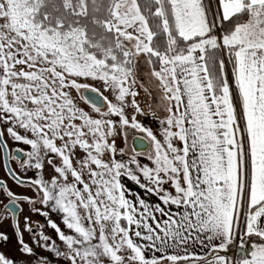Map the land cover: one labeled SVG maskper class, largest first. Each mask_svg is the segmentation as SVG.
Here are the masks:
<instances>
[{"label": "snow or ice", "instance_id": "6c2138e0", "mask_svg": "<svg viewBox=\"0 0 264 264\" xmlns=\"http://www.w3.org/2000/svg\"><path fill=\"white\" fill-rule=\"evenodd\" d=\"M0 154V264H264V0H0Z\"/></svg>", "mask_w": 264, "mask_h": 264}, {"label": "rangeland", "instance_id": "374dc122", "mask_svg": "<svg viewBox=\"0 0 264 264\" xmlns=\"http://www.w3.org/2000/svg\"><path fill=\"white\" fill-rule=\"evenodd\" d=\"M141 100H143V97H141ZM10 146L14 147L15 145H11V142H10ZM20 147H24V146L20 145ZM129 147H131L130 142H129ZM0 163H2V155L1 154H0ZM12 167L15 168V167H17V165L15 163H13ZM29 175H31V173H29ZM0 177L8 179V183L10 185H12V181L5 176V173H4V171L2 169H0ZM13 191H17L18 192V191H21V189L13 186ZM5 202H6V200L4 198L0 197V216H3V215L6 214L5 212H3V204ZM0 227H4V228L7 229L8 225H7V223H5L3 225H0ZM8 231H9V235L11 236V230L8 229ZM0 250L5 251L9 255H15L16 253H15V240H14V238L11 239L7 245H4V244L0 243Z\"/></svg>", "mask_w": 264, "mask_h": 264}, {"label": "flooded vegetation", "instance_id": "af4514ba", "mask_svg": "<svg viewBox=\"0 0 264 264\" xmlns=\"http://www.w3.org/2000/svg\"><path fill=\"white\" fill-rule=\"evenodd\" d=\"M130 145H131V140H130ZM1 155H2V154H1ZM6 202H7V201H6ZM6 202H5V203H6ZM3 212H5L4 208H3Z\"/></svg>", "mask_w": 264, "mask_h": 264}, {"label": "crops", "instance_id": "0c3cea01", "mask_svg": "<svg viewBox=\"0 0 264 264\" xmlns=\"http://www.w3.org/2000/svg\"><path fill=\"white\" fill-rule=\"evenodd\" d=\"M133 188H135V185H131Z\"/></svg>", "mask_w": 264, "mask_h": 264}, {"label": "water", "instance_id": "95a60500", "mask_svg": "<svg viewBox=\"0 0 264 264\" xmlns=\"http://www.w3.org/2000/svg\"><path fill=\"white\" fill-rule=\"evenodd\" d=\"M131 147H132V144H131ZM2 162H3V156H2Z\"/></svg>", "mask_w": 264, "mask_h": 264}]
</instances>
